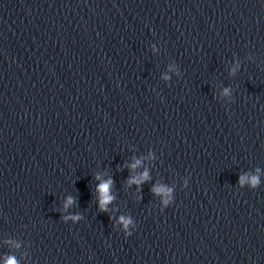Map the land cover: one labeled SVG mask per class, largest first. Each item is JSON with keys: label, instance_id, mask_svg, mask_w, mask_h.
<instances>
[{"label": "water", "instance_id": "obj_1", "mask_svg": "<svg viewBox=\"0 0 264 264\" xmlns=\"http://www.w3.org/2000/svg\"><path fill=\"white\" fill-rule=\"evenodd\" d=\"M9 261L264 264V0H0Z\"/></svg>", "mask_w": 264, "mask_h": 264}, {"label": "clouds", "instance_id": "obj_2", "mask_svg": "<svg viewBox=\"0 0 264 264\" xmlns=\"http://www.w3.org/2000/svg\"><path fill=\"white\" fill-rule=\"evenodd\" d=\"M238 67V66H237ZM236 69L233 68V72H235ZM165 79H167V77H165ZM225 95H227V90L225 91ZM140 165V161L137 160L135 163H133L131 165V168L134 170L136 169L138 166ZM97 180H100V177L97 176L96 177ZM148 179V173L145 171L142 176L138 179H132L129 181L130 184H136V185H140L141 183L147 181ZM245 182V178H241L240 183L241 185H243ZM112 180H107L105 182H102L98 185L97 187V193H98V199H99V209L101 211H107V205L113 200L112 195L110 194V189H111V185H112ZM259 181L257 177H253L251 179V186L252 187H256L258 185ZM185 186H187V182H185ZM154 193L156 194H160L163 193L165 197H167L166 199H164L163 204L164 206H168L171 202V197L169 196L170 193V189L166 190L163 187H154L153 189ZM73 203V200L71 198H69L66 202L65 207H67L68 205H71ZM66 219H71L73 221H78L80 219L79 216H74V217H66ZM119 223H121L124 227V230L126 232V235H131L130 232L127 231L128 227L131 225V220L128 218H121ZM8 264H12V261H9Z\"/></svg>", "mask_w": 264, "mask_h": 264}]
</instances>
